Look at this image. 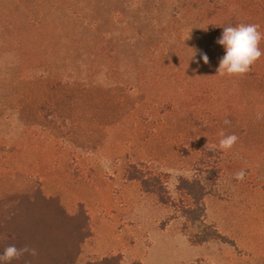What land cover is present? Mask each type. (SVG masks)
<instances>
[{
  "label": "rangeland",
  "instance_id": "374dc122",
  "mask_svg": "<svg viewBox=\"0 0 264 264\" xmlns=\"http://www.w3.org/2000/svg\"><path fill=\"white\" fill-rule=\"evenodd\" d=\"M135 162L167 173L174 197L177 177L230 204L253 190L264 218V0H0V201L82 203L95 232L76 264H135L152 229L194 233L125 179ZM256 214L243 227L257 248L214 240L191 264H264ZM193 254L155 242L143 262Z\"/></svg>",
  "mask_w": 264,
  "mask_h": 264
},
{
  "label": "trees",
  "instance_id": "16d2710c",
  "mask_svg": "<svg viewBox=\"0 0 264 264\" xmlns=\"http://www.w3.org/2000/svg\"><path fill=\"white\" fill-rule=\"evenodd\" d=\"M207 154L212 156L211 152ZM209 170L216 176L217 168ZM124 175L158 204L180 212L184 223L194 229L188 237L191 244L219 240L232 245L205 222L204 198L208 191L199 178L177 177L174 190L178 196L174 197L167 188L169 175L147 162L129 164ZM90 234V219L82 204L69 213L57 197H45L39 189L33 196L0 201V264H76L81 245ZM84 264L125 263L118 255H108Z\"/></svg>",
  "mask_w": 264,
  "mask_h": 264
},
{
  "label": "crops",
  "instance_id": "0c3cea01",
  "mask_svg": "<svg viewBox=\"0 0 264 264\" xmlns=\"http://www.w3.org/2000/svg\"><path fill=\"white\" fill-rule=\"evenodd\" d=\"M169 170L173 171L174 166L171 165H166ZM167 170V171H169ZM96 189V188H95ZM94 189V190H95ZM97 193V191L95 190ZM251 196H246L243 195L242 192L236 191L235 192V200L234 204H230L229 200L231 199H216V198H211L210 194L205 196L204 198V206H205V222L207 224L213 225L219 233L226 237L230 238V240H233L235 245L237 247H241L242 243H244V246L247 248H253V247H258V240L250 241L249 240V235L250 238H253V235L256 236L257 231H256V226L255 227H250L249 228L246 226L244 229V222L243 218L245 216V213L250 214L253 216L256 211V218L250 219L253 221H263L264 218L261 217V214L259 212L258 207L260 205L259 201V195L256 192L250 193ZM210 198V200L208 199ZM82 204V203H80ZM264 204V203H263ZM234 206V208L232 207ZM262 206V205H261ZM156 206H152V211L150 214H155ZM149 208V209H150ZM154 212V213H153ZM95 224V222H93ZM105 226L109 227L108 224ZM106 227V228H107ZM90 229L93 233L95 232L94 227L90 225ZM244 230V232H242ZM151 233H147V237H150V240L152 239L155 242L159 243L160 247H169L172 249H179V247H182L185 252H191L194 251V254L189 257H184L180 260L179 264H191L194 260L198 259L199 257H204V256H209V248L212 246L211 243H205V244H200V245H193L190 244L188 238L181 234L178 229H176L175 225H173V222L169 223L165 228L163 229H158V230H151ZM131 234L129 232H126L123 236V239H126L127 241L129 240ZM120 237V235L118 236ZM247 238V239H246ZM150 241V243L147 245V249L144 251L142 254V258L138 260V264H144V258L147 255L148 250L151 248V246L155 243L153 241ZM124 244V243H123ZM122 244V246H124ZM130 247H133L134 245H128ZM245 247V248H246ZM139 250V249H138ZM196 251H199L197 254ZM211 255V254H210ZM192 257V258H191ZM189 258V259H187ZM191 258V259H190Z\"/></svg>",
  "mask_w": 264,
  "mask_h": 264
}]
</instances>
